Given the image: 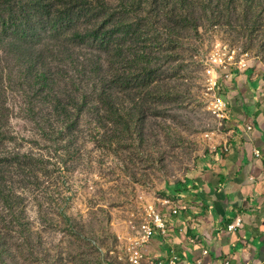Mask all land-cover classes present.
<instances>
[{"label": "rangeland", "instance_id": "374dc122", "mask_svg": "<svg viewBox=\"0 0 264 264\" xmlns=\"http://www.w3.org/2000/svg\"><path fill=\"white\" fill-rule=\"evenodd\" d=\"M243 11L183 37L139 20L127 35L98 39L78 19L39 25L27 43L8 31L0 264L129 263L149 207L160 214L166 188L227 138L229 117L214 114L221 78L264 72V31L246 30ZM114 21L124 24L119 13Z\"/></svg>", "mask_w": 264, "mask_h": 264}, {"label": "crops", "instance_id": "0c3cea01", "mask_svg": "<svg viewBox=\"0 0 264 264\" xmlns=\"http://www.w3.org/2000/svg\"><path fill=\"white\" fill-rule=\"evenodd\" d=\"M220 89L229 107L227 138L166 188L160 202L172 201L178 214L161 205L168 233L141 247L142 264H168L173 255L175 264H264V72L233 75ZM238 217L242 227L229 232Z\"/></svg>", "mask_w": 264, "mask_h": 264}, {"label": "trees", "instance_id": "16d2710c", "mask_svg": "<svg viewBox=\"0 0 264 264\" xmlns=\"http://www.w3.org/2000/svg\"><path fill=\"white\" fill-rule=\"evenodd\" d=\"M115 3L118 6H114ZM233 8L235 11H232ZM241 8H244L246 30L264 31V0H0V55L8 31H13L16 44L27 43L28 36L38 33L37 26L47 28L50 22L57 19L67 23L83 20L81 27L90 31L95 39L99 38V34L111 37L116 32H123L127 35L137 26L136 22L150 28L155 25L164 27L168 33H174L179 28L180 37H183L190 31L199 32L204 21L217 27L221 20L230 18L231 12L237 14ZM118 13L124 20L119 27L114 21ZM131 16L134 20L130 19ZM92 20H102L109 32L96 29ZM220 88L217 95L224 100ZM61 104L59 99L55 101V113ZM5 190L0 179V200L6 199ZM22 199L19 195V204Z\"/></svg>", "mask_w": 264, "mask_h": 264}, {"label": "built area", "instance_id": "2783aa9c", "mask_svg": "<svg viewBox=\"0 0 264 264\" xmlns=\"http://www.w3.org/2000/svg\"><path fill=\"white\" fill-rule=\"evenodd\" d=\"M214 64H215V67H217V69L227 70V66H225L226 61H224L222 58L214 59ZM237 67L239 70L247 69V65L244 62L238 64ZM231 78H232V75H225L221 79H223L224 82H228L229 80H231ZM216 81L217 80H215L213 83L214 86H216ZM228 109L229 107L224 100L220 98L216 99L215 104H214V114L217 117L221 119H226L228 116ZM255 155L256 157H260L259 151H255ZM161 205L175 206L173 210L171 211V214L172 215L178 214V208L172 201L163 200ZM148 218H149V221L145 225H143L139 239L135 242L134 247L131 248L132 252H130L131 256L128 257L129 263L127 264H142L144 257L141 252V247L144 244L148 243L151 240V238L157 233H159V235L162 237L167 236L168 228H167L166 222L163 219V217L155 211L154 207H149ZM242 225H243L242 219L238 217L233 223L228 225L227 230L229 232H236L238 229L242 227ZM204 253L207 254L206 251ZM177 259H178L177 256L173 255V257L169 260L168 264H175ZM152 263L163 264V262L157 261V260H154ZM225 264H230V263L225 262Z\"/></svg>", "mask_w": 264, "mask_h": 264}]
</instances>
